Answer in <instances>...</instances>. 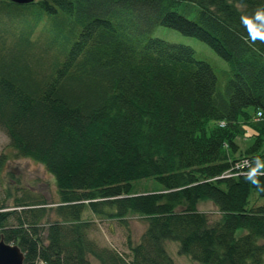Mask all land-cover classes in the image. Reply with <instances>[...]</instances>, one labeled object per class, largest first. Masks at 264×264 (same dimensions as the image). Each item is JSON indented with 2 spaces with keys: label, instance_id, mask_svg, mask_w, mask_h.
I'll return each mask as SVG.
<instances>
[{
  "label": "trees",
  "instance_id": "trees-1",
  "mask_svg": "<svg viewBox=\"0 0 264 264\" xmlns=\"http://www.w3.org/2000/svg\"><path fill=\"white\" fill-rule=\"evenodd\" d=\"M157 26L221 57L223 89L190 47L147 38ZM262 33L264 0H0V129L53 177L59 216L42 239L44 203L16 200L32 219L0 207V238L23 264H175L165 241L198 264H264V204L248 206L264 197ZM86 210L146 227L119 252L89 237Z\"/></svg>",
  "mask_w": 264,
  "mask_h": 264
},
{
  "label": "rangeland",
  "instance_id": "rangeland-1",
  "mask_svg": "<svg viewBox=\"0 0 264 264\" xmlns=\"http://www.w3.org/2000/svg\"><path fill=\"white\" fill-rule=\"evenodd\" d=\"M148 37L190 47L198 60L207 62L214 69L218 89H223L227 80L224 72L229 70L228 64L207 44L165 26L155 27ZM258 123L264 125L261 120ZM248 133L247 130L246 135L243 133L237 137L236 141L239 149H243L250 144L251 139ZM158 187L159 184L153 179H141L133 182V188L137 191L154 190ZM16 200L27 203H44L32 209L39 211L36 212L38 216L35 217V220H37L39 236L44 239L47 224L59 219L55 211L58 204V195L54 179L40 163L26 157H17L9 145L6 134L0 129V207H3L2 210L9 211L16 209V215H20L24 220L29 221L31 213L22 210L20 207L14 208ZM260 204H264V197H258L256 192L252 191L248 206ZM197 208L206 214L209 223H213L219 218L216 208L209 201L199 202ZM82 218H92L89 237L96 244L125 253L128 252V237L130 245H135L139 242L140 236L146 227L145 221L136 216L128 218L126 226L121 225L116 220L91 214L87 210L82 213ZM164 247L175 264H198L189 257L178 254L177 242L165 241ZM90 263L98 264L93 258H90Z\"/></svg>",
  "mask_w": 264,
  "mask_h": 264
},
{
  "label": "water",
  "instance_id": "water-1",
  "mask_svg": "<svg viewBox=\"0 0 264 264\" xmlns=\"http://www.w3.org/2000/svg\"><path fill=\"white\" fill-rule=\"evenodd\" d=\"M24 5L34 0H9ZM24 255L16 244L6 243L0 238V264H23Z\"/></svg>",
  "mask_w": 264,
  "mask_h": 264
},
{
  "label": "clouds",
  "instance_id": "clouds-1",
  "mask_svg": "<svg viewBox=\"0 0 264 264\" xmlns=\"http://www.w3.org/2000/svg\"><path fill=\"white\" fill-rule=\"evenodd\" d=\"M260 14H261L260 12L257 13V15H260ZM262 34H264V33H262Z\"/></svg>",
  "mask_w": 264,
  "mask_h": 264
},
{
  "label": "built area",
  "instance_id": "built-area-1",
  "mask_svg": "<svg viewBox=\"0 0 264 264\" xmlns=\"http://www.w3.org/2000/svg\"><path fill=\"white\" fill-rule=\"evenodd\" d=\"M259 115V114H258ZM244 162H242V164H243ZM241 164V163H240ZM241 167H242V165H241Z\"/></svg>",
  "mask_w": 264,
  "mask_h": 264
}]
</instances>
